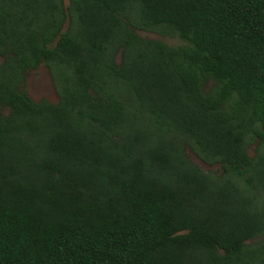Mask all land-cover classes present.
<instances>
[{
    "label": "trees",
    "instance_id": "16d2710c",
    "mask_svg": "<svg viewBox=\"0 0 264 264\" xmlns=\"http://www.w3.org/2000/svg\"><path fill=\"white\" fill-rule=\"evenodd\" d=\"M0 57V264H264V0H0Z\"/></svg>",
    "mask_w": 264,
    "mask_h": 264
},
{
    "label": "rangeland",
    "instance_id": "374dc122",
    "mask_svg": "<svg viewBox=\"0 0 264 264\" xmlns=\"http://www.w3.org/2000/svg\"><path fill=\"white\" fill-rule=\"evenodd\" d=\"M64 2L68 4L69 0H64ZM136 32L141 37L160 40L172 46H178L183 43L182 40H180L175 36L163 35L156 31L137 29ZM2 60H3L2 57H0V62ZM117 61H120V56L117 57ZM24 88L26 92L30 95V97H32L35 101H39L41 99H48L51 102H57L59 100L49 69L45 64H41L35 70L27 71ZM6 111L7 109L5 110V112ZM248 152L250 155H253L255 152V145L250 146L248 148ZM187 155L194 163H196L204 171H215V172L221 171L220 164H213V165L207 164L204 161H202L199 157H197L190 149H187Z\"/></svg>",
    "mask_w": 264,
    "mask_h": 264
}]
</instances>
